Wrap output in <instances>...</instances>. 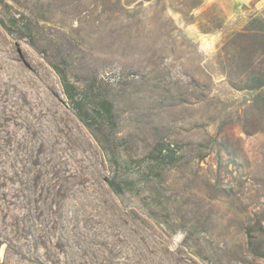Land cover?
I'll return each mask as SVG.
<instances>
[{
	"label": "rangeland",
	"instance_id": "1",
	"mask_svg": "<svg viewBox=\"0 0 264 264\" xmlns=\"http://www.w3.org/2000/svg\"><path fill=\"white\" fill-rule=\"evenodd\" d=\"M250 20L264 0H0V264H264V96L223 74Z\"/></svg>",
	"mask_w": 264,
	"mask_h": 264
},
{
	"label": "trees",
	"instance_id": "2",
	"mask_svg": "<svg viewBox=\"0 0 264 264\" xmlns=\"http://www.w3.org/2000/svg\"><path fill=\"white\" fill-rule=\"evenodd\" d=\"M202 3L193 2L190 6L197 8ZM229 49L235 51L229 61L232 64L243 62L245 68L241 69L238 65H233L224 68L223 74L227 76L232 87L253 91L254 101H258L264 96V30L254 27L252 20L241 24L225 40L224 51L229 53ZM241 77H246L250 83L240 84Z\"/></svg>",
	"mask_w": 264,
	"mask_h": 264
},
{
	"label": "crops",
	"instance_id": "3",
	"mask_svg": "<svg viewBox=\"0 0 264 264\" xmlns=\"http://www.w3.org/2000/svg\"><path fill=\"white\" fill-rule=\"evenodd\" d=\"M227 2H230L231 0H226Z\"/></svg>",
	"mask_w": 264,
	"mask_h": 264
}]
</instances>
